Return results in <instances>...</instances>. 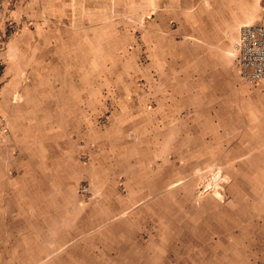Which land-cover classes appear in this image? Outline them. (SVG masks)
<instances>
[{
    "label": "rangeland",
    "instance_id": "374dc122",
    "mask_svg": "<svg viewBox=\"0 0 264 264\" xmlns=\"http://www.w3.org/2000/svg\"><path fill=\"white\" fill-rule=\"evenodd\" d=\"M14 1L0 10V94L18 79L0 150L16 130L25 203L15 218L0 188V264H264V85L240 79L235 37L225 69L179 46L166 70L157 39L142 56L141 13L112 12L85 46L21 56L10 38L32 27ZM52 88L68 107L51 123Z\"/></svg>",
    "mask_w": 264,
    "mask_h": 264
},
{
    "label": "crops",
    "instance_id": "0c3cea01",
    "mask_svg": "<svg viewBox=\"0 0 264 264\" xmlns=\"http://www.w3.org/2000/svg\"><path fill=\"white\" fill-rule=\"evenodd\" d=\"M5 3L6 0H0V10L3 12ZM112 12L141 13L142 56L149 58L150 39H157L158 49L165 52L164 56L161 55L162 52L159 55L161 61L159 64L164 69L167 70L170 65L177 67L179 46L186 47L187 52H192L194 59L201 58L199 56L203 58L204 54L206 65L209 64L210 69L215 65L225 69V64H229L224 55L225 51L222 50L225 49V36L231 41L236 37L241 25L264 22V0H15L14 16L21 22L25 19L31 24L32 30L24 33L23 37L10 38L14 46L12 50L15 52L18 50L21 56L27 50L39 52L41 47L37 45L42 43V40L53 46L54 39L57 40V46L70 43L71 39H82L81 44L85 46L89 39L99 38L101 28L115 27L116 23L109 17ZM4 32V25L0 21V36ZM183 67H186V64ZM181 68L179 66L178 70ZM176 69L173 68V71L177 72ZM173 71L172 73H175ZM51 72L53 77L63 76L66 69L52 68ZM7 75L18 77L17 73L10 75L8 72ZM7 81L8 84L0 94V98L3 97L0 100V108L7 105L11 93L17 92L15 86L18 79L7 78ZM59 92L62 90L52 88L48 91L46 117L51 123L54 115L64 116L66 111L63 108L68 107L64 103L60 106L57 102ZM93 105L100 107L101 99H94ZM3 109L5 112L0 111L1 115L13 117L10 115L11 110ZM11 139L13 145L3 151L0 150V188L4 195L13 198H4L6 202L2 199L0 201L5 202L7 212L12 211L17 215L15 218H19L22 217L20 214L24 210L25 201H19L16 196L21 194V183L26 175L23 172L21 149L15 144L14 129L11 132ZM30 172L32 171H29L31 175Z\"/></svg>",
    "mask_w": 264,
    "mask_h": 264
},
{
    "label": "built area",
    "instance_id": "2783aa9c",
    "mask_svg": "<svg viewBox=\"0 0 264 264\" xmlns=\"http://www.w3.org/2000/svg\"><path fill=\"white\" fill-rule=\"evenodd\" d=\"M232 48L240 79L264 85V22L241 25Z\"/></svg>",
    "mask_w": 264,
    "mask_h": 264
}]
</instances>
